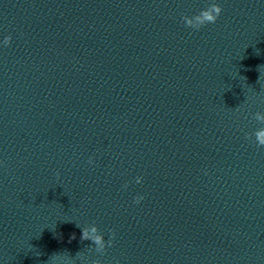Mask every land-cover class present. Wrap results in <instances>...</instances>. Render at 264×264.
<instances>
[{
    "label": "clouds",
    "instance_id": "clouds-1",
    "mask_svg": "<svg viewBox=\"0 0 264 264\" xmlns=\"http://www.w3.org/2000/svg\"><path fill=\"white\" fill-rule=\"evenodd\" d=\"M223 9L215 2L209 4L208 7L202 9L198 14L194 16H184L183 21L186 27H189L193 30L199 31L202 27L208 24H215L218 18L220 17ZM11 37H5L3 40V45L8 46L10 44ZM254 119L261 124H264V113L256 112L254 114ZM255 137L253 141L258 147L264 146V127L257 129L254 133H249L246 135V139L252 140V137ZM90 164L94 163L93 159L90 157ZM57 175H59L57 173ZM142 177H136V183H141ZM127 187V185H125ZM143 199V196H137L134 199V203L139 204ZM77 227H80L77 225ZM81 228V227H80ZM82 235L80 237L81 241H91L95 246V251L97 253L103 254L106 251V246L111 247L112 241L115 237V232L111 231L110 238L105 241L104 236L99 232V229L93 224L90 228L83 227L81 228ZM70 239H75V234L71 236ZM79 256V253L76 254ZM51 264H75V258L70 255H63L62 253L53 254L50 258ZM82 259V257H81ZM92 264H100L99 260L93 261Z\"/></svg>",
    "mask_w": 264,
    "mask_h": 264
}]
</instances>
